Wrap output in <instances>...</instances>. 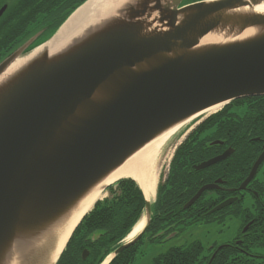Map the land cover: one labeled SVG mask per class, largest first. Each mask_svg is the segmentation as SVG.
<instances>
[{
	"label": "water",
	"instance_id": "95a60500",
	"mask_svg": "<svg viewBox=\"0 0 264 264\" xmlns=\"http://www.w3.org/2000/svg\"><path fill=\"white\" fill-rule=\"evenodd\" d=\"M86 1L47 38L38 41L43 26L0 60V264H56L89 212L53 260L79 206L133 154L213 107L264 96V12L255 10L264 0H119L50 50ZM263 159L264 150L239 189ZM150 215L145 198L142 231L111 256L138 240Z\"/></svg>",
	"mask_w": 264,
	"mask_h": 264
},
{
	"label": "trees",
	"instance_id": "16d2710c",
	"mask_svg": "<svg viewBox=\"0 0 264 264\" xmlns=\"http://www.w3.org/2000/svg\"><path fill=\"white\" fill-rule=\"evenodd\" d=\"M85 0H16L9 4L0 0L6 9L0 16V60L45 25L51 33ZM32 26V27H31ZM264 96L236 99L204 118L175 149L165 179L157 184L155 201L151 205L150 222L136 242L121 251L116 259L132 257L144 242L160 243L173 234L178 236L187 227L201 220V198L191 206L183 205L194 195L201 184L216 177L230 185L239 184L247 174L249 137L264 136ZM254 112V119L250 114ZM253 121V122H252ZM252 122V124H251ZM222 144L211 145L213 140ZM255 144V143H254ZM225 145L234 149L225 162L196 170L194 165L222 150ZM107 196L97 200L74 229L56 264H99L117 248L141 218L145 196L132 178H122L106 189ZM88 249L86 258L80 256ZM68 250V251H67ZM165 255L172 257V264H197L198 246L189 243L170 246ZM163 255V257L165 256ZM166 257V256H165ZM166 264V261L162 262Z\"/></svg>",
	"mask_w": 264,
	"mask_h": 264
},
{
	"label": "flooded vegetation",
	"instance_id": "af4514ba",
	"mask_svg": "<svg viewBox=\"0 0 264 264\" xmlns=\"http://www.w3.org/2000/svg\"><path fill=\"white\" fill-rule=\"evenodd\" d=\"M195 1L200 0H185L183 4ZM251 107L264 108V105H252ZM254 116L255 113L252 112L250 117L254 119ZM248 141L251 143L248 152L250 163L247 165L248 170L244 179L264 150V136L253 135ZM227 148H231L232 152L225 159L215 163L219 166L218 170L221 167L220 164L233 154L234 149L225 145L215 154L219 155ZM242 181L237 185H230L227 180L216 177L213 181L201 184L202 187L208 183H215V188L204 190L199 196L201 198V220L198 224H201V240H189L183 244H197L199 253L197 264H264V159L257 166L253 178L245 188L239 189ZM228 200L232 202L213 211L217 205ZM172 235L165 236L162 242L173 238ZM169 248L170 246L165 250L138 248L131 250L134 252L132 257L123 256L117 258L116 261L119 264H163V261H166V264H172V257L165 255ZM148 250H152V254H149ZM83 251L89 254L88 249H83L80 252L81 257ZM115 257L116 255L111 256L106 264H110ZM105 258L99 264H102Z\"/></svg>",
	"mask_w": 264,
	"mask_h": 264
},
{
	"label": "bare ground",
	"instance_id": "6f19581e",
	"mask_svg": "<svg viewBox=\"0 0 264 264\" xmlns=\"http://www.w3.org/2000/svg\"><path fill=\"white\" fill-rule=\"evenodd\" d=\"M117 1L119 0H87L84 4L77 8L75 12H73V14L60 26L54 36L47 42L49 49L53 50L63 44L76 30L83 27L91 19L97 18L99 15H103L105 13V11H103L105 8L102 7L112 5ZM100 9L103 10L100 11ZM255 10L264 12V2L256 6ZM204 40H209V38L206 37ZM20 60L21 59H18L15 63H13L7 72L14 70V67L20 62ZM219 108L220 106L213 107L203 112L200 116L186 120L185 122L170 128L147 143L144 147L133 154L123 165L114 170L95 190L92 191V193L82 202L81 206H79L70 221L71 224L69 228L62 237L59 246L53 255V260L58 257L72 228L79 221L81 216L91 209L95 201L105 195L104 186L114 183L122 178H132L138 183L139 187L144 192L145 198L153 201L156 185L162 169L160 156L164 146L181 128L186 126V124L201 116L209 115L217 111ZM144 225L145 217L142 216L125 237V240H132L142 231ZM110 257L111 256L106 257L102 264H106Z\"/></svg>",
	"mask_w": 264,
	"mask_h": 264
},
{
	"label": "rangeland",
	"instance_id": "374dc122",
	"mask_svg": "<svg viewBox=\"0 0 264 264\" xmlns=\"http://www.w3.org/2000/svg\"><path fill=\"white\" fill-rule=\"evenodd\" d=\"M9 4L13 3L16 0H6ZM45 26V25H44ZM32 27V26H31ZM52 29H46L43 34L38 38V41L47 38L49 34L51 33ZM218 111V110H217ZM216 112V111H215ZM213 112V113H215ZM211 113V114H213ZM205 115L202 118H196L192 120L190 123L186 124L183 128H181L171 139L170 141L164 146L162 149V153L160 156V164H161V173L159 175L158 182L160 179L163 181L168 173L169 170V164L172 159V156L174 154L175 149L183 142V140L186 138V136L197 126V124L202 121L204 118L210 116ZM158 184V183H157ZM157 188V185H156ZM156 190V189H155ZM107 196V193L105 192V195L99 199L102 200L104 197ZM155 201V196H154ZM151 200V205L154 202ZM144 214V213H143ZM223 228V226H221ZM199 239L201 240V224H194L189 227H187L185 230H183L178 236L170 238L169 240L162 242V243H149L144 242L140 245L139 248H156L165 250L169 246H182L185 242H188L189 240ZM125 238L123 239V242H125ZM122 242V243H123ZM121 244V243H120ZM113 252V251H111ZM149 254H152V250H148ZM111 256V254H110ZM108 257V256H107Z\"/></svg>",
	"mask_w": 264,
	"mask_h": 264
}]
</instances>
